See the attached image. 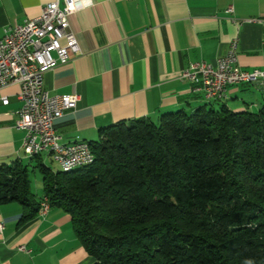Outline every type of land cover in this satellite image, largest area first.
Masks as SVG:
<instances>
[{
	"label": "trees",
	"instance_id": "1",
	"mask_svg": "<svg viewBox=\"0 0 264 264\" xmlns=\"http://www.w3.org/2000/svg\"><path fill=\"white\" fill-rule=\"evenodd\" d=\"M213 101L100 129L87 166L32 165L91 264H264V101L254 112ZM28 166L0 167V205L19 202L23 220L41 199Z\"/></svg>",
	"mask_w": 264,
	"mask_h": 264
},
{
	"label": "crops",
	"instance_id": "2",
	"mask_svg": "<svg viewBox=\"0 0 264 264\" xmlns=\"http://www.w3.org/2000/svg\"><path fill=\"white\" fill-rule=\"evenodd\" d=\"M51 1L0 0V38ZM83 1L86 6L69 17L80 54L43 79L50 95H79L76 108L55 120L61 144L96 140L100 129L119 121H156L178 109L218 107L197 89L198 82L182 79L181 71L199 61L214 65L235 38V65L264 69V0ZM19 92L18 83L0 89V167L15 161L32 167L44 163L43 156L51 159L47 152L31 157L22 148L24 132L14 126ZM4 96L7 104L1 102ZM263 101L264 84L240 83L228 86L220 102L234 111L254 112ZM27 210L17 201L0 205V264L92 263L69 214L58 207L42 213L39 204L35 215L23 220Z\"/></svg>",
	"mask_w": 264,
	"mask_h": 264
},
{
	"label": "built area",
	"instance_id": "3",
	"mask_svg": "<svg viewBox=\"0 0 264 264\" xmlns=\"http://www.w3.org/2000/svg\"><path fill=\"white\" fill-rule=\"evenodd\" d=\"M61 2V4H60ZM83 0H54L46 3L37 16L24 20L4 32L0 38V89L11 84L20 86L21 106L16 112L14 126L24 132L22 148L27 153L50 154L60 166L79 163L93 156L82 147L62 149L55 132V120L66 111L74 110L79 100L76 93L50 95L44 89V74L80 54V46L71 30L69 17L85 7ZM232 6L226 8L227 13ZM248 21V20H243ZM242 22V21H241ZM237 39L229 43L228 52L213 65L206 61L190 64L181 71V78L198 82L205 98H225L228 86L234 84H264V69L244 70L236 64ZM7 104L6 96L1 98ZM41 212L50 205L46 196L40 199ZM4 225L0 222V232ZM28 252L24 246L18 248Z\"/></svg>",
	"mask_w": 264,
	"mask_h": 264
},
{
	"label": "bare ground",
	"instance_id": "4",
	"mask_svg": "<svg viewBox=\"0 0 264 264\" xmlns=\"http://www.w3.org/2000/svg\"><path fill=\"white\" fill-rule=\"evenodd\" d=\"M225 98H226V92H225ZM208 99V98H206ZM209 100H218L217 98H209ZM82 147L85 150L91 151L89 143L83 140H75L73 142H70L68 144H61L60 143V148L62 149H70V148H79ZM41 153H28L29 156H35V155H39ZM93 161V156H88L84 159H82V161H80L79 163H74V164H70L68 166H60L61 170L63 171H69L75 168H80V167H84L89 165L91 162ZM41 206V203H40Z\"/></svg>",
	"mask_w": 264,
	"mask_h": 264
},
{
	"label": "rangeland",
	"instance_id": "5",
	"mask_svg": "<svg viewBox=\"0 0 264 264\" xmlns=\"http://www.w3.org/2000/svg\"><path fill=\"white\" fill-rule=\"evenodd\" d=\"M255 110H257V108ZM43 159H44V163L48 167H50L53 171L59 169L58 163L51 160L48 156H43ZM41 177L42 175L37 168L33 170L31 169V166H29V179H30L31 190L37 195H39L42 191Z\"/></svg>",
	"mask_w": 264,
	"mask_h": 264
}]
</instances>
